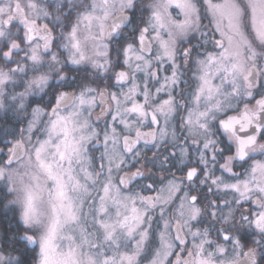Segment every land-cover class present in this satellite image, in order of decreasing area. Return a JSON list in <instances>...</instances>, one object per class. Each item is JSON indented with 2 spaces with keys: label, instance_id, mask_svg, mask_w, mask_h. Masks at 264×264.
<instances>
[{
  "label": "snow or ice",
  "instance_id": "1",
  "mask_svg": "<svg viewBox=\"0 0 264 264\" xmlns=\"http://www.w3.org/2000/svg\"><path fill=\"white\" fill-rule=\"evenodd\" d=\"M0 264H264V0H0Z\"/></svg>",
  "mask_w": 264,
  "mask_h": 264
}]
</instances>
